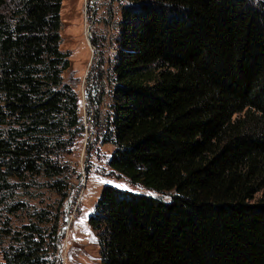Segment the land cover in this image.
I'll return each instance as SVG.
<instances>
[{
    "label": "trees",
    "instance_id": "1",
    "mask_svg": "<svg viewBox=\"0 0 264 264\" xmlns=\"http://www.w3.org/2000/svg\"><path fill=\"white\" fill-rule=\"evenodd\" d=\"M106 141L139 191L105 185L101 264H264V0H116ZM63 0H0V264H60L83 134L64 80ZM97 45V41L93 39ZM55 209H29L26 186Z\"/></svg>",
    "mask_w": 264,
    "mask_h": 264
},
{
    "label": "rangeland",
    "instance_id": "2",
    "mask_svg": "<svg viewBox=\"0 0 264 264\" xmlns=\"http://www.w3.org/2000/svg\"><path fill=\"white\" fill-rule=\"evenodd\" d=\"M120 18V2L116 0H63L62 3L60 48L68 53L71 61L64 80L78 93L84 130L66 155L72 167L78 170V176L73 178V187L64 204L58 240L60 264H101L99 231L91 226L90 217L104 186L141 189L110 166L115 146L106 141L102 130L115 101L111 63L120 47ZM22 192L29 209L12 215L14 226L26 222L29 216L26 215L35 209L51 211L57 207L55 195L47 186L28 185ZM256 198H264V189Z\"/></svg>",
    "mask_w": 264,
    "mask_h": 264
}]
</instances>
